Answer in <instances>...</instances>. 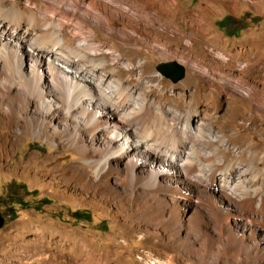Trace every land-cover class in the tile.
I'll return each instance as SVG.
<instances>
[{
  "label": "rangeland",
  "instance_id": "obj_1",
  "mask_svg": "<svg viewBox=\"0 0 264 264\" xmlns=\"http://www.w3.org/2000/svg\"><path fill=\"white\" fill-rule=\"evenodd\" d=\"M89 1L100 27L80 26L93 35L99 58L106 56L115 69L113 77H138L134 86L152 84L145 89L147 98L182 115L180 125L189 116L208 120L224 81L220 122H226L223 117L233 107L231 100L244 110L246 121L238 117L225 129L211 124V130L226 136L230 159L236 158L241 167L257 164L250 152L260 138L244 127L251 125V116L256 120L264 116V100L258 96L264 93V0L79 2L86 9ZM68 3L63 10H69ZM223 20L225 26L219 27ZM182 31L186 36L180 35ZM168 62L186 69L177 84L155 69ZM122 66L129 70L122 73ZM10 72L7 68L5 77L17 81ZM0 93L2 97L5 91ZM17 97L6 98L0 109V215L4 219L0 264H215L216 259L218 264H264L263 235L258 236L261 248L253 249L261 243L256 239L242 250L220 230L208 208L191 203L174 208L173 190L184 187L170 179L172 171L153 166L162 173L159 188L146 189L144 172L152 166L149 163H141L144 167L133 180L125 163L102 161L106 134L102 128L97 132L81 128L76 139L70 120L55 113L44 119L34 104L25 108ZM11 108L16 110L13 115L5 113ZM160 138L157 145L170 149L167 144L173 139ZM234 143L242 147L243 156H238ZM5 146L11 151L2 157ZM192 180L182 185L196 194L205 188V182ZM196 194L189 197L196 196L192 198L196 201ZM219 196L213 193L210 198L218 199L210 204L217 208L218 200L225 202L219 203L220 213L223 207L235 208ZM233 224L234 235L239 230V237H248L241 224Z\"/></svg>",
  "mask_w": 264,
  "mask_h": 264
},
{
  "label": "bare ground",
  "instance_id": "obj_2",
  "mask_svg": "<svg viewBox=\"0 0 264 264\" xmlns=\"http://www.w3.org/2000/svg\"><path fill=\"white\" fill-rule=\"evenodd\" d=\"M65 1L0 0V90L5 91L0 97V109L5 105L6 98L12 100V96L17 95L19 100H23L25 108L34 104L44 119L55 113L70 120L75 126L76 139L80 136L81 128L93 129L96 132L102 128L106 132L101 143L104 148L102 161L105 164L125 163L134 180L140 166H143L141 163L145 166L149 163L152 166L149 171L144 172L147 176L144 179L146 189L159 188L157 183L161 180L162 173L157 172V167L170 170L174 176H170V179L185 189L177 186L173 190L174 193L169 189L170 193L174 194V208L188 203L208 208L220 230L224 231L229 239L234 238L233 241L237 242L239 248H245L249 241L261 239L259 235L264 237V170L260 169V166L264 165V153L261 154L264 150V116L261 120L251 116L248 120L251 122L250 126L241 124V127L245 125L244 128L251 131L252 136L260 138L250 152L257 164L241 167L236 158H229L230 149L226 136L211 130V124L225 129L238 117L246 121L244 110L231 100L229 102L233 107L230 105V112L223 117L226 122H220L223 101L221 94L226 90L224 81L220 82L224 87L222 93L212 95L213 115L208 120L189 116L184 118L185 123L180 125L178 121L182 115L172 109H163L147 98L145 89H150L152 84L134 86L133 82L138 77H129L127 80L124 77H113L115 69L109 65L106 56L103 60L99 58L101 53L92 40L93 35L81 27H100L99 19L93 14L94 5L89 1L84 9L80 0H68L69 10L65 11L62 9L66 6ZM180 35L186 36V33L182 31ZM190 38V44L195 45L196 40ZM11 50H15V53ZM150 53L153 54V49ZM9 56L8 64L6 58ZM28 61L29 70L26 71ZM7 68L15 75L17 81L5 77ZM121 69L122 73H125L129 66H122ZM48 84L52 89H48ZM258 96L264 100V93ZM250 98H256V95ZM13 101L17 102L16 98ZM15 112L16 110L11 108L6 109L5 113L13 115ZM160 137L170 140L177 138V141L166 143L171 147L164 149L156 143ZM6 146L3 153L1 152L2 157H6L11 151ZM233 146L237 149L238 156H243L242 147L235 143ZM159 159L163 161L161 166ZM193 177L205 182V188L197 194L182 185V182H189ZM212 192L222 196L235 208L231 210L223 207V216L218 209L222 207L219 203H226L218 200L217 208L210 204L218 199H211ZM189 194H196V201L192 199L196 196L191 198ZM233 223L241 224L248 237H239V230H235L234 235ZM261 244L263 243L256 244L253 249H257ZM244 248L242 250H245ZM218 261L216 259L215 264H218Z\"/></svg>",
  "mask_w": 264,
  "mask_h": 264
},
{
  "label": "water",
  "instance_id": "obj_3",
  "mask_svg": "<svg viewBox=\"0 0 264 264\" xmlns=\"http://www.w3.org/2000/svg\"><path fill=\"white\" fill-rule=\"evenodd\" d=\"M157 73L169 80L172 84L182 81L186 75V69L177 62L160 63L155 67ZM4 225V219L0 215V229Z\"/></svg>",
  "mask_w": 264,
  "mask_h": 264
},
{
  "label": "trees",
  "instance_id": "obj_4",
  "mask_svg": "<svg viewBox=\"0 0 264 264\" xmlns=\"http://www.w3.org/2000/svg\"><path fill=\"white\" fill-rule=\"evenodd\" d=\"M225 22H226V21H224V20H223V21H221V22L219 23V25H218V26H219V27H222V26L225 24ZM224 26H225V25H224ZM224 26H223V27H224Z\"/></svg>",
  "mask_w": 264,
  "mask_h": 264
}]
</instances>
